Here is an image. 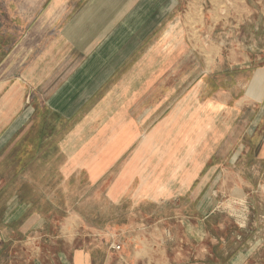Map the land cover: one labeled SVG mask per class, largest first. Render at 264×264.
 I'll return each mask as SVG.
<instances>
[{
    "label": "rangeland",
    "instance_id": "374dc122",
    "mask_svg": "<svg viewBox=\"0 0 264 264\" xmlns=\"http://www.w3.org/2000/svg\"><path fill=\"white\" fill-rule=\"evenodd\" d=\"M43 1L45 5L38 6V0H14L17 12L29 13L35 5L27 15L30 20L17 21V43L25 30L48 31L36 39L28 54V64L34 70L43 67L42 60L44 63L48 56L49 61H54L51 57L55 55L56 62L69 63L76 56V40H82L90 26L94 28L96 19L108 15L101 5L106 3L105 9L111 5L114 10L113 4L124 0H66L59 8L60 16L48 21L41 18L40 8L50 7L52 0ZM128 1L136 4L128 8L131 13L126 20L132 29L144 26L146 33L145 46L122 70L133 81L129 88L142 82L144 92L154 84L158 91L170 85L176 93L170 103L162 99L160 123L167 120L161 123V132L151 135L155 143L150 145L157 161L149 156V165L140 169L142 177L147 179L153 162L172 166L191 158V150L199 145L197 138L205 134L198 127H193V133L185 131L190 128L187 123L193 124L188 105L196 108L216 99L217 94H224L227 102L221 148L188 194L174 197L162 191L161 197H152L148 192L149 197L136 200L128 194L136 189L134 184L125 198L110 201L105 188L90 184L83 170L61 180L59 167L64 158L58 144L72 131L73 120L63 122L55 112L48 115L42 93L32 90L22 108L23 128L30 125L34 133L29 130L26 134L27 148L18 145V158L13 155L0 164V217L6 215L7 219L8 196L15 192L18 204L32 205V216L24 219L21 214L17 225L29 221L31 228H22L15 244L0 242V264H73L72 255L78 248L91 254L92 264H264V0H197L200 23L193 29L190 57H185L183 47L171 54L167 50L176 45L190 48L180 17L190 14L187 4L191 0ZM161 4L168 5L167 12H160ZM196 14L192 17L198 18ZM3 34L2 59L10 46ZM42 47L49 50L42 54ZM200 50L207 53L206 60ZM189 60L192 67L185 69ZM233 109L234 116L228 118ZM201 119V114L195 117L196 123ZM173 121L177 133L169 134L163 126ZM20 160V165L15 163ZM165 165L160 171L168 178L172 167ZM15 171L19 175L13 180ZM144 236L158 238L159 245L154 248H160L162 262L122 260L120 254H132ZM113 242L120 243L121 249H114ZM109 253L112 258L106 261Z\"/></svg>",
    "mask_w": 264,
    "mask_h": 264
},
{
    "label": "crops",
    "instance_id": "0c3cea01",
    "mask_svg": "<svg viewBox=\"0 0 264 264\" xmlns=\"http://www.w3.org/2000/svg\"><path fill=\"white\" fill-rule=\"evenodd\" d=\"M42 1L38 0V6L45 5V1ZM65 1L52 0L50 7H46L45 10L41 7V18L48 21L49 18L59 17V8L65 6ZM121 2L123 3L118 1L113 4L116 5L114 10L111 5L105 9L106 3L101 5V9L108 15L96 19L94 28L90 26L86 34L84 33L83 39L76 40V56L70 58L69 63L56 62L55 55L51 57L54 61H49L50 56H48L47 61L43 63L42 60L44 66L36 68L41 69L36 72V69L34 70L28 64V54L33 52L38 42L36 39L48 31L41 33L31 29L25 30L22 41L17 43V21L30 20L28 19L30 16L27 15L31 14L35 5L30 6L29 13L17 12L14 8L16 4L14 0H0V40L2 33L10 40V46L3 59L0 41V152L6 150L0 155V164L5 162L7 157L12 158L14 155V159L16 155L18 158L16 151L20 149V146L27 148L26 134L30 131L31 134L34 132L30 125L23 128L22 107L25 96L32 90L38 89L42 93L41 100L48 106L46 111L48 115L55 112L62 117V120L69 121L71 118L73 120L72 131L60 140V145L58 144L64 158L59 167L61 180L75 175L76 171L83 170L90 184L103 186L108 199L114 202L125 198L134 184L137 185L136 189L128 194L136 200L149 197L146 196L148 192L150 193L148 195L152 197H161L162 191L169 192L174 197L188 194L201 180L225 139L226 97L224 98V94H217L216 99L209 100L196 108L188 105L189 112H192L189 120L193 124L187 123L186 126L190 128H185V131L193 133L195 130L193 127H198L199 132H203L205 137L197 138L196 143L199 145L191 150L190 159L172 166L171 163H166L172 167L168 178L160 171L165 161L163 163L159 160L156 165L153 162L151 173H148L145 177L147 179H144L140 169L149 165L150 161H147L149 156L152 157L151 161L156 160L154 158L156 152L150 153V145L155 143L151 135L161 132V125H163L161 123L167 120L160 123L162 99L163 102L170 103L176 93L172 91L170 85L163 91H158L154 89V84L148 92H144L145 83L140 85L142 82L136 84L135 89L129 88V82L133 81L127 75H123L122 70L130 65L131 56L139 53L145 46L146 33L142 31L144 26L140 25L139 29H132V23L126 20L131 13V11L128 13V8L136 3H133L134 1L130 3L128 0ZM161 5L160 12H167L168 5ZM200 11L197 0H191L187 4V12L190 14L185 15L184 18L180 17L186 30V37L190 41V48L188 46L189 49H186L187 46L184 45L178 48L176 45L169 47L167 52L176 53L183 47L185 57H190L193 51L191 41L194 36L193 29L200 23L198 16ZM194 13H197L195 17L198 16V18L192 17ZM141 15L138 13V16L141 17ZM153 28L154 25L149 28V31ZM41 50L42 54H45L49 49L42 47ZM199 52L206 57L205 60L208 58L204 50ZM191 65V60L186 61L184 68L191 69ZM168 82L171 84V81ZM172 82H174L173 85L176 84L174 80ZM176 101L175 99L173 106ZM90 102L94 104L86 112H82ZM186 102L185 109H187ZM234 112V109L229 112L228 118L233 117ZM200 114L202 119L196 123L195 117L199 118ZM169 117L172 118V115ZM77 118L79 119L76 120ZM164 127H167L169 134L177 133V123L175 124L174 121ZM262 151L264 153V141ZM21 162L20 160L15 163L20 165ZM11 174L13 180L19 175L18 171ZM8 197L9 214L7 219L6 215L1 216L2 221L0 219V242L11 245L16 243L17 233L21 232L22 228L25 231L31 228L29 221H24L18 226L17 220L23 213L24 219L27 218L26 215L31 217L32 215L29 214L32 212V205L27 202L18 204L15 192ZM148 237L144 236V240H140V246L132 254L126 253L127 249H124L125 253L120 254V258L126 262L143 260L161 263L163 258L158 254L160 248L159 250L154 248L159 245L158 238ZM162 253L164 254V251ZM111 258L112 254L109 253L106 261H110ZM72 262L73 264H92V256L84 249L78 248L73 252Z\"/></svg>",
    "mask_w": 264,
    "mask_h": 264
},
{
    "label": "built area",
    "instance_id": "2783aa9c",
    "mask_svg": "<svg viewBox=\"0 0 264 264\" xmlns=\"http://www.w3.org/2000/svg\"><path fill=\"white\" fill-rule=\"evenodd\" d=\"M112 247H113L114 249L120 250V249H121V244H120V243L117 244V243L113 242V243H112Z\"/></svg>",
    "mask_w": 264,
    "mask_h": 264
}]
</instances>
